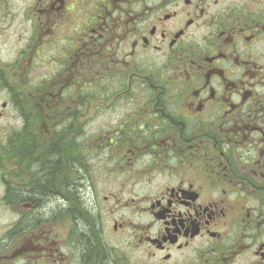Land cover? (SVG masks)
Wrapping results in <instances>:
<instances>
[{"label": "flooded vegetation", "instance_id": "flooded-vegetation-1", "mask_svg": "<svg viewBox=\"0 0 264 264\" xmlns=\"http://www.w3.org/2000/svg\"><path fill=\"white\" fill-rule=\"evenodd\" d=\"M20 12L0 59V264H264V0ZM88 117L104 194L81 169L54 183Z\"/></svg>", "mask_w": 264, "mask_h": 264}, {"label": "rangeland", "instance_id": "rangeland-1", "mask_svg": "<svg viewBox=\"0 0 264 264\" xmlns=\"http://www.w3.org/2000/svg\"><path fill=\"white\" fill-rule=\"evenodd\" d=\"M28 0H0V59H3L5 56L4 49L5 48H11V43H13V40H9L8 38H5L3 35V29L5 26V15L6 11H10L17 20H19V16L21 15V9L27 5ZM13 20V18H11ZM19 22L22 24L23 28H26V24H23L22 20H19ZM18 33L20 32V27L18 28ZM26 36L20 38L18 45L21 47H25L27 44ZM42 71H46V67L44 66L41 68ZM90 116V115H88ZM108 118L100 117L99 120L94 121V124L97 125H104L107 124ZM91 121L89 117L84 120L80 119L77 121H74L72 127H77V130L75 131V134H73L74 130L70 133V137L68 136L67 139L70 141V145L74 147V151H72V148L69 152H67V155L63 158V176H61L60 179L55 180V186L59 187V182H61L63 179L64 181H73L74 177L77 176L76 170L81 169L83 170V174L85 173V176L88 178L94 180L96 182V186L100 193L104 194L105 192H109L111 185L109 184L111 182V178L109 175V172L112 170V167L109 163H105V161L101 160L100 153H106V152H99L97 154L96 146L97 144H100V138L98 136H91V133L89 131H86L84 133H81V135H78L79 128L82 127V125H86L88 128ZM90 133V134H89ZM70 146V147H71ZM81 151V156L83 157L80 161V164L77 163L79 153ZM97 154V155H96ZM73 163H72V161ZM80 167L82 168H79ZM74 166V167H73ZM76 166V167H75ZM69 168L70 171L69 172ZM74 171V172H73ZM81 173H79L80 175ZM62 221V219H61Z\"/></svg>", "mask_w": 264, "mask_h": 264}, {"label": "trees", "instance_id": "trees-1", "mask_svg": "<svg viewBox=\"0 0 264 264\" xmlns=\"http://www.w3.org/2000/svg\"><path fill=\"white\" fill-rule=\"evenodd\" d=\"M33 197L36 199V202H44L51 198V194L49 193L48 188H46V185H40L33 194Z\"/></svg>", "mask_w": 264, "mask_h": 264}]
</instances>
